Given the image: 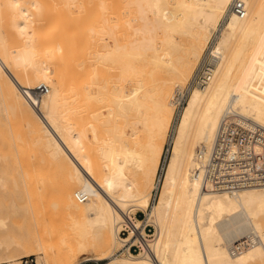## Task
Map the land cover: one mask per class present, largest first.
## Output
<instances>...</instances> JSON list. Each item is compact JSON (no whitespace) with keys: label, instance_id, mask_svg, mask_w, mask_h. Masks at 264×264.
<instances>
[{"label":"bare ground","instance_id":"6f19581e","mask_svg":"<svg viewBox=\"0 0 264 264\" xmlns=\"http://www.w3.org/2000/svg\"><path fill=\"white\" fill-rule=\"evenodd\" d=\"M48 1L0 0V96L60 175L53 204L74 231L56 256L41 237L38 264H264V185L213 190L193 176L198 149L213 143L229 109L264 128V0H242L244 17L234 0H98L95 22L83 23L77 5H92L58 0L65 7L58 23ZM216 30L212 78L176 112L175 96ZM42 84L49 91L37 99L31 90ZM140 124L151 132L146 141ZM8 181L0 174V187ZM9 183L20 191L17 176ZM76 193L88 197L79 202ZM137 209L155 237L139 254L119 253L131 240L121 224L129 217L140 224ZM25 210L0 206V235L11 213ZM245 238L251 245L234 253ZM0 264L21 258L0 251Z\"/></svg>","mask_w":264,"mask_h":264},{"label":"rangeland","instance_id":"374dc122","mask_svg":"<svg viewBox=\"0 0 264 264\" xmlns=\"http://www.w3.org/2000/svg\"><path fill=\"white\" fill-rule=\"evenodd\" d=\"M63 1L64 0H62V2ZM88 1L89 0L87 1L83 0V2H86V6L88 4L89 7L91 5L92 6L90 7V9L87 8V10L85 11H84L85 7L80 5L84 8L81 9L77 5V8L80 9L79 13L82 14L85 13L86 11L88 12L82 14L84 15L85 18L81 14H80L81 16L78 14V10L76 8L77 13L75 12V14H78V17L80 18L79 21L81 20L80 22L82 23L85 22L86 21L85 19H88L89 17L92 19L93 22H95L96 16L99 13L98 9L101 7L100 2H98V0H94L93 4H92V0H90V2ZM96 1L97 4L95 3ZM62 2H58V0H51V2H49L52 4L51 7L52 10L50 9L51 11L49 12H52L53 14L52 16H55V20L53 19L54 21L58 19H60L61 21L62 19H64L63 13L65 7H63ZM80 2H82V0ZM80 2L78 0L77 4H80ZM63 3H65V1ZM96 5L97 6L100 5V6L97 7ZM91 8L92 9L94 8L93 11H91L92 10ZM95 12L97 14L93 15L95 14ZM57 22L59 23V20ZM222 22L223 19L221 20L218 28L222 25ZM61 23L62 22H60V24ZM77 29L75 30L74 28H72V30L69 29L68 32L69 31L73 32V30L78 31ZM65 31L67 30H65L64 28V32ZM80 45L81 44H78L79 47ZM79 51L82 52L83 50L79 48ZM116 74L117 76L112 75L111 73L112 76L110 75L111 76L110 78L115 76L118 78L119 81H121L120 77H118L119 76L118 73ZM117 78H113V80L116 81ZM119 81L117 83H119ZM122 82L119 84H122ZM127 82L126 83L123 82V85L124 86L126 85L128 88H131L132 87L131 82L130 81ZM103 109L106 108L103 107ZM146 128L147 127L144 126L143 124L139 125V137L142 136L144 138V141L148 139L149 136L148 134L151 133L149 132L150 130H147L148 128L147 129ZM19 132L24 133L23 141H18L16 139V134ZM108 135L109 134L105 132V136ZM140 140L143 141V139L141 138ZM168 140H169V135L167 136L164 143L165 148L167 146ZM165 155H166V150H164L162 160L165 159ZM169 155H170L169 152H167V158L169 157ZM11 168H14L15 171L13 170L14 172H12V170H10ZM0 174L3 175L5 174L6 180L7 181L9 180L7 182V185L0 187V206L12 207V205L17 204L26 208V210L23 212L11 213L10 217L7 219L9 223L8 224L9 230L5 234L0 235V251L2 252V256L5 259H8V258H23L26 256L33 255L36 259H40V257L43 256L39 246V240L41 239V237L45 238L49 243L56 246V250L54 252V255L56 256L57 255L56 252H58V250L60 249H63V247L65 246L64 239H70L74 235L70 217L67 216V214L63 213L55 204H53V200H55L57 196L55 189L61 177L59 174L55 172L53 168H51L48 161L40 153L39 148L34 146L31 140L29 139V137L25 134V130L22 122H20V120L16 118L15 115L9 114V111L5 106L1 96H0ZM16 176L20 180V184H19L20 191H16L15 187H12V185L9 183L11 178ZM160 194H161V189L157 192L156 190L153 191L151 206L153 205V203L159 201ZM150 209L151 207H149V210ZM136 212H137V217L139 218L140 217L143 218L146 214V212L143 210L137 209L135 213ZM152 226L155 229V226L154 225ZM5 239H7L8 241H12L13 245L9 247V245L6 242L4 243V246H2V241ZM82 257L83 256L79 257L80 260L82 259ZM105 263L106 260H89V261L80 262V264H105ZM36 264H38V262Z\"/></svg>","mask_w":264,"mask_h":264},{"label":"built area","instance_id":"2783aa9c","mask_svg":"<svg viewBox=\"0 0 264 264\" xmlns=\"http://www.w3.org/2000/svg\"><path fill=\"white\" fill-rule=\"evenodd\" d=\"M233 10L241 17L247 14L245 3L234 0ZM216 30L210 40L209 46L197 65L191 80L175 96L176 111L182 109L187 102L189 94L194 87L205 86L212 78V68L218 59L213 54V45L218 35ZM24 92L33 101L32 97L39 99L49 91V87L42 84ZM193 176L198 178L202 185L213 190H227L236 192L249 186L264 185V128L229 109L222 117L213 143L201 147L197 151L196 166ZM157 192V191H156ZM76 199L83 202L87 199L84 193H76ZM137 224L132 217L129 222H122L120 234L122 238L130 237L125 241L124 248L119 252L141 253L144 247L149 248L155 237V229L146 221V214ZM251 245L247 238L233 243V252L239 253ZM37 259L31 255L21 258V264H36Z\"/></svg>","mask_w":264,"mask_h":264}]
</instances>
